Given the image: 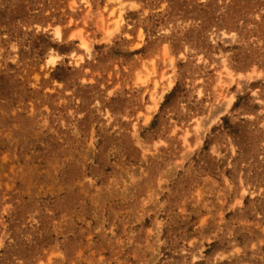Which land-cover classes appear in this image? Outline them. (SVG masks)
I'll return each instance as SVG.
<instances>
[{
	"label": "rangeland",
	"instance_id": "374dc122",
	"mask_svg": "<svg viewBox=\"0 0 264 264\" xmlns=\"http://www.w3.org/2000/svg\"><path fill=\"white\" fill-rule=\"evenodd\" d=\"M0 264H264V0H0Z\"/></svg>",
	"mask_w": 264,
	"mask_h": 264
},
{
	"label": "bare ground",
	"instance_id": "6f19581e",
	"mask_svg": "<svg viewBox=\"0 0 264 264\" xmlns=\"http://www.w3.org/2000/svg\"><path fill=\"white\" fill-rule=\"evenodd\" d=\"M58 34H59V32H56V35L58 36ZM82 46H84L85 47V45L84 44H82ZM54 63V61H53V59L52 58H50L49 60H48V64H53Z\"/></svg>",
	"mask_w": 264,
	"mask_h": 264
}]
</instances>
